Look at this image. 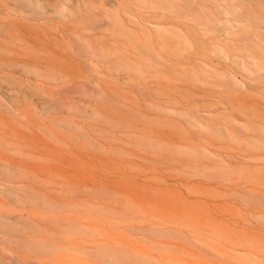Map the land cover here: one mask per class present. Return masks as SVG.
Instances as JSON below:
<instances>
[{
  "label": "rangeland",
  "instance_id": "rangeland-1",
  "mask_svg": "<svg viewBox=\"0 0 264 264\" xmlns=\"http://www.w3.org/2000/svg\"><path fill=\"white\" fill-rule=\"evenodd\" d=\"M175 1L0 0V264H264V0Z\"/></svg>",
  "mask_w": 264,
  "mask_h": 264
},
{
  "label": "bare ground",
  "instance_id": "bare-ground-1",
  "mask_svg": "<svg viewBox=\"0 0 264 264\" xmlns=\"http://www.w3.org/2000/svg\"><path fill=\"white\" fill-rule=\"evenodd\" d=\"M137 3H140L142 6H146L150 8L152 11H158L160 10V14H150V16L144 18V27H152L153 25L162 27L163 24L166 23V21L162 20L165 18L167 9H169L171 6H175V4H178L175 0H134ZM103 5H105V2H103ZM116 15V14H115Z\"/></svg>",
  "mask_w": 264,
  "mask_h": 264
}]
</instances>
